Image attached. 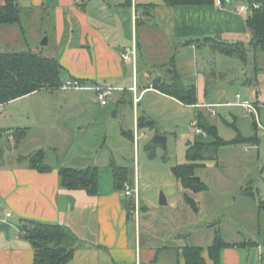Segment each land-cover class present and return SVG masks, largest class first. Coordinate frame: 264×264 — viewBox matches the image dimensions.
Instances as JSON below:
<instances>
[{
    "label": "crops",
    "instance_id": "crops-1",
    "mask_svg": "<svg viewBox=\"0 0 264 264\" xmlns=\"http://www.w3.org/2000/svg\"><path fill=\"white\" fill-rule=\"evenodd\" d=\"M7 1L0 0V6ZM17 2L22 8L20 21L18 24H0V49L23 40L28 42L27 49L42 54L44 48L39 46V41L47 34L46 46L50 51L45 55L54 58L62 67L63 82L78 80L88 89L41 90L0 105L1 110L2 107L8 108L38 96L43 99V94L55 98L52 105L56 112L54 122L61 128L67 141L63 145L64 141L61 140L62 146L59 151L55 150L52 158L42 150L44 160L49 157V161L45 162L51 167L48 172L31 169L24 160L28 157L26 155H17L9 163L0 162V224L10 225L8 236L0 232V264H33V250L18 228L22 221L58 224L69 229L77 238V245L68 264H149L154 259L156 264H185L182 251L185 245L202 248L201 256L205 264H213L207 248L215 234H220L219 229L212 228L219 219L208 220L222 216L220 212L219 215L213 212L218 201L214 198L208 200V194L214 189L213 182L207 181L209 185H205L206 190L197 194L182 189L179 200L168 202L166 199L167 204L163 206L152 197L145 199L147 202L136 197L137 204L131 206V200L123 196V190L118 191L114 186L112 164L128 167L116 162L113 149L128 154L127 146L131 145L135 157L136 144L148 140L145 132L151 130L137 128V120L141 116L135 108L144 96L155 94L181 104L151 85L156 77H168V67H173L183 81L194 82L197 91V105L194 108L214 110L218 103L209 100L202 102L198 98L199 89L202 92L206 90L205 73L199 69H195L196 74L187 72L185 62L181 61V52L185 50L184 46L194 55L202 48L200 42H188L205 37H216L230 43H247L250 39L245 24L248 13L239 11L243 5H233V0L226 3L215 0L213 5L207 6L176 7H166L157 0ZM156 18L160 26L150 24V20ZM158 47L163 48L168 56L166 62L158 60L155 51ZM122 56L127 58L123 59ZM154 72L156 76L152 74ZM144 77L147 79L145 82L141 79ZM98 87L109 89L103 100L98 99L99 92L95 89ZM128 94L132 95V131L127 128L123 114L125 96ZM253 96L254 91L249 90L248 98L244 100L254 104L259 102L263 108L258 95L255 94V99ZM111 105L114 107L108 109ZM43 106L39 103L36 104L37 108L30 109L34 114L28 127L46 125L49 111L47 105ZM240 111L246 115L244 109ZM143 121L153 120L144 117ZM100 124L103 130L93 132V127ZM123 130L132 132L133 141L123 135ZM28 131L31 132L30 129ZM10 133L7 134L8 139H12ZM98 142L100 152L96 151ZM88 166L97 167L98 176L105 171L109 174L107 182L99 176L98 195L89 196L83 190H67L60 186L58 171L61 167L84 169ZM224 174L217 172L215 175L220 183L229 182ZM137 176L135 165L132 180L125 185L136 189L140 195ZM262 181L264 183L263 178ZM214 185L219 189V184ZM239 191V198H243L247 192V196L254 200L250 185L246 190L241 187ZM185 193L194 200L195 209L184 201ZM257 202H251V212L243 215L239 210H234L232 215L244 223L257 225L254 229L259 232L264 199ZM8 213L9 217L6 216ZM228 221L235 224L232 220ZM11 225L17 230L14 235ZM221 237L228 243L223 235ZM230 245L220 253L221 264H243L237 250V246H240Z\"/></svg>",
    "mask_w": 264,
    "mask_h": 264
},
{
    "label": "rangeland",
    "instance_id": "rangeland-1",
    "mask_svg": "<svg viewBox=\"0 0 264 264\" xmlns=\"http://www.w3.org/2000/svg\"><path fill=\"white\" fill-rule=\"evenodd\" d=\"M157 1L162 5V0ZM244 4H246V0H233V5ZM247 13L249 14V12ZM150 24L160 26L157 18L151 19ZM159 29L163 30L162 28ZM41 42L42 39L39 41V46H41ZM27 43L22 40L20 43L6 47V49H0V52L29 50L26 47ZM41 47L44 48L42 55L49 54L48 46ZM183 48L185 50L181 52L183 57L181 61L185 62L184 66L188 70L187 72L196 74L195 69H199L205 73L206 90L202 92L199 89L198 98L202 102L209 100L218 103V105L215 106L214 110L205 107L196 109L194 106L178 104L174 100L155 94L144 96V99L135 108L141 117L152 119L154 127L146 128L151 130L145 132L149 138L136 144L135 157L131 145L127 146L128 154L126 151L123 153L113 149L116 153V162L120 165H127L130 170V180H132V172L136 165V173L139 174L137 186L140 191V195L138 193L136 195L137 200L138 197L144 201L152 197L158 203L160 194H163L168 202H174L179 200L183 190L173 174V167L186 162V151L190 144L197 142L208 144L213 141V137L195 135L191 130L192 121L196 120L197 112H202L208 118V121L215 126L218 137L224 141H232L236 137L235 129H237L243 140L236 144L221 146L216 151L210 149L204 156L203 167L196 169L195 176L206 186L209 185V181L213 182L211 184H213L214 189L212 193L208 194V200L214 198L218 201L213 212L217 215L220 212L222 216L219 215L208 220L210 222V220L219 219L212 228L219 229L220 234L228 243L240 246H237V250L242 257L243 264H264V212L260 213L259 232L254 229L257 225L244 223L232 215L234 210H239L243 215L248 211L251 212V202L255 203L264 199V183L262 181V178L264 179V55L259 50L255 52L248 50L246 62L243 63L237 58L213 53L207 46L197 50L194 55L186 47L183 46ZM155 51L158 60L167 61L168 56L164 54L163 48L158 47ZM155 73L152 74L156 76ZM141 79L144 82L147 80L146 77ZM249 90L254 91V99L255 94L258 95L259 100L263 103V108H261V103L257 102L256 113L248 114L245 112L246 115H244V112L240 111L243 109L233 105V103L248 98ZM43 95H41L44 97L43 99L38 96L31 100L17 102L8 108L2 107L0 110V162L9 163L17 155L29 156L37 150H44L47 156L52 158L55 156V150H60L61 140L64 141L63 145L67 142L61 128L54 122L53 116L56 115V112L52 105L55 98H51L47 94ZM236 95H239L240 99L237 100ZM125 101L123 114L127 128L132 131V95L125 96ZM39 103H42L43 107L47 105L49 111L47 120H49L44 127H28L27 124L34 114L33 111L30 112V109L34 110L37 108L36 104ZM112 107L114 105L107 108ZM212 112H214L213 115ZM101 124L99 127H93V132H101L103 130ZM255 124L257 127L254 126ZM16 129H30L31 131L20 140V142L23 141L21 145L13 137L8 139L7 136L8 133ZM156 135L165 137V146L153 144ZM65 136L67 137L68 134ZM96 151L100 152V144L96 147ZM44 161L47 163L49 157L48 160ZM217 172L225 173L224 178H228L229 182L220 183L215 177ZM108 175L105 171L99 176L101 180L107 182ZM248 182H251L249 185L253 188L254 200L247 196V192L244 193L243 198H239L240 188L243 187L246 190L249 186ZM214 184H219V189ZM236 189L238 190L236 191ZM228 220H232L235 224H230ZM11 233L13 235L17 233L13 225H11ZM250 242L255 245H240Z\"/></svg>",
    "mask_w": 264,
    "mask_h": 264
},
{
    "label": "trees",
    "instance_id": "trees-1",
    "mask_svg": "<svg viewBox=\"0 0 264 264\" xmlns=\"http://www.w3.org/2000/svg\"><path fill=\"white\" fill-rule=\"evenodd\" d=\"M166 7L176 6H207L213 5L215 0H162ZM226 3L227 0H221ZM248 16L245 24L250 34L247 43H230L218 38L205 37L201 40H190L189 44L200 42V47L207 46L211 52L220 53L228 57H234L241 62H246L248 50L261 51L264 55V0H246ZM22 8L17 0H8L0 6V24H18ZM22 30V29H21ZM169 65V64H168ZM62 67L52 57L44 56L31 50L19 52H0V105L41 90H58L63 84L61 78ZM152 87L160 93L174 98L185 106L197 105L196 87L193 81H183L173 67H168L166 79L156 77L152 80ZM196 124L206 137H213L211 143L197 142L190 144L186 151V163L173 167V174L183 190L197 194L206 190L202 181L195 179L196 169L203 167L206 152L217 150L221 146L236 144L243 140L237 129L236 137L232 141H224L217 135L214 125L202 112H197ZM144 117L137 120V128H153V121H143ZM255 127L256 124L254 125ZM123 135L133 141L131 131H122ZM28 134V129H16L10 135L16 142H20ZM255 139V138H254ZM256 140V139H255ZM45 153L42 150L25 157L29 167L39 172H48L51 167L45 164ZM114 186L122 191L126 183H130L128 168L112 164ZM60 186L67 190H83L89 196H96L100 191L98 168L88 166L84 169L61 167L58 171ZM248 194V193H246ZM252 193H250L251 195ZM184 201L195 209L194 200L184 194ZM130 205L134 206L131 200ZM19 230L25 240L30 243L33 250V264H68L74 255L77 238L66 227L58 224L39 223L34 221H22ZM225 243L217 232L213 242L208 246V256L213 264H221L220 253L222 249L231 247ZM202 248L185 245L182 247L185 264H205L201 256ZM149 264H156L154 259Z\"/></svg>",
    "mask_w": 264,
    "mask_h": 264
},
{
    "label": "built area",
    "instance_id": "built-area-1",
    "mask_svg": "<svg viewBox=\"0 0 264 264\" xmlns=\"http://www.w3.org/2000/svg\"><path fill=\"white\" fill-rule=\"evenodd\" d=\"M239 11L240 12H248V8L246 6H241L239 8ZM123 59H126L127 57L126 56H122ZM88 89V87H86L85 85H83L80 81L78 80H67L65 82H63L62 86L60 87V89ZM97 90L98 93V99L99 100H103L106 96V92L107 90L109 89H103V88H95ZM236 99H240V96L239 95H236ZM233 105L237 106V107H240V108H243L245 110V112H247L248 114H255L256 113V107H258L257 105L258 104H254L252 103L251 101H248V100H242V101H239V102H236L234 103ZM214 114V112H212V115ZM192 131L195 135H200V136H203V137H206V134L200 129L198 128L197 124H196V121H193L192 122ZM123 196L130 199V200H133L134 201V205L137 204V200H136V195H137V190L136 189H132L130 186L128 185H125L124 188H123ZM0 209H1V204H0ZM7 217L10 216V214H6Z\"/></svg>",
    "mask_w": 264,
    "mask_h": 264
},
{
    "label": "water",
    "instance_id": "water-1",
    "mask_svg": "<svg viewBox=\"0 0 264 264\" xmlns=\"http://www.w3.org/2000/svg\"><path fill=\"white\" fill-rule=\"evenodd\" d=\"M47 40H48L47 34H44V36L42 38V42L40 45L45 46L47 44ZM153 144H155V145L160 144V145L165 146V137L160 136V135H156L153 139ZM195 179L197 181H200V179L198 177H195ZM166 204H167V201H166L165 196L163 194H160L159 205L163 206ZM9 228H10V225L8 223H1L0 224V232H3L5 234V236H8Z\"/></svg>",
    "mask_w": 264,
    "mask_h": 264
}]
</instances>
